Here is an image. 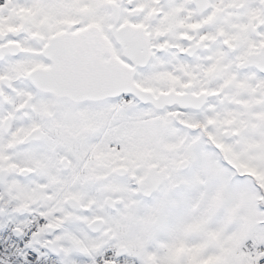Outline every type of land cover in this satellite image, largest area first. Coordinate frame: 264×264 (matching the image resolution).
Returning a JSON list of instances; mask_svg holds the SVG:
<instances>
[{
    "label": "snow or ice",
    "instance_id": "obj_1",
    "mask_svg": "<svg viewBox=\"0 0 264 264\" xmlns=\"http://www.w3.org/2000/svg\"><path fill=\"white\" fill-rule=\"evenodd\" d=\"M0 264H264V0H0Z\"/></svg>",
    "mask_w": 264,
    "mask_h": 264
}]
</instances>
